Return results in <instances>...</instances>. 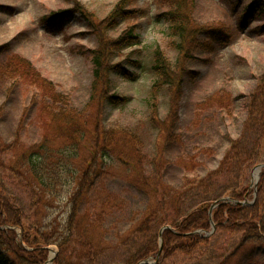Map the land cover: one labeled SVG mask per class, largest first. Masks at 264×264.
Segmentation results:
<instances>
[{"label":"trees","instance_id":"16d2710c","mask_svg":"<svg viewBox=\"0 0 264 264\" xmlns=\"http://www.w3.org/2000/svg\"><path fill=\"white\" fill-rule=\"evenodd\" d=\"M169 1L172 2L169 8L160 12L158 18L168 23L167 33L175 37L178 50L184 48V43L195 41V33L204 29L218 34L220 41H231L221 26L209 29L194 26L193 9H190L188 0ZM257 10L264 12L261 0H252L243 8L239 18L241 28L251 22ZM71 11H58L46 20L54 25L59 24ZM136 11V8H125L117 3L104 18L91 23L97 45L88 50L93 77L90 97L84 109L77 108L69 94L59 90L30 59L11 52L8 44H0V84L7 80H11V83L25 80L35 89L31 103L36 107L35 120L41 129L40 139L29 144L22 141L21 120L12 140L6 141L0 134V177L1 173L7 174L28 187L36 213L34 221H23L24 209L17 197L5 193L0 178V264H43L48 257L47 246L51 244L58 247L51 264H77L68 253L73 231L89 248H81L84 255L89 256L92 248L99 249L101 238H94L96 228H100L104 214L119 205L121 200L107 192L105 202L99 205L95 202L94 216L88 210L80 214L79 207L88 198L95 182L119 171L141 181L153 202L132 224L139 234L145 236L144 241L117 264H138L155 257L159 237L154 226L159 221L171 228L162 233V249L155 264L175 254L192 255L207 245L213 233L219 230L239 234V240L216 264L251 262L259 245L264 247V166L260 171L255 197L248 183L240 189L229 188V192L224 193L237 200L254 198L251 204L221 201L219 199L223 193L215 188L217 178L231 171L240 178L246 168L264 163V76L245 95L243 107L247 114L243 131L239 137L229 138V145L218 166L208 170L205 176L186 177L182 188L161 181V150L150 156L142 135L136 129L105 123L108 108L122 107L131 101V96L127 94L110 92V75L115 73L125 78L135 76L122 61L113 62V58L117 52L142 42L136 25L125 27L115 37L110 36L109 31L116 27L118 17L132 15ZM83 15L89 17L86 12ZM176 68L173 69L170 60L159 48L154 49L151 70L155 77L147 99L148 120L166 143L180 140L176 126L183 78L186 74L194 77L198 73L197 70H185L181 66ZM163 89H168L170 101L165 117H160L158 101ZM202 105L228 109L229 96L225 89H218ZM2 112L0 106V117ZM179 161L184 163L187 170H194L199 164L196 154L179 158ZM150 166L152 172L148 171ZM188 193H194L197 197L193 206L186 210L182 206ZM63 197L68 204L65 209L61 208V212L67 215L64 229L60 227L63 217L61 221L56 218L59 214L44 221V217L52 213L50 209ZM215 201L218 203L212 208L210 216L209 209ZM163 208H170L175 216L169 218ZM210 219L215 223L211 235L203 236L195 232L198 229L210 230ZM14 227L21 228V239Z\"/></svg>","mask_w":264,"mask_h":264},{"label":"rangeland","instance_id":"374dc122","mask_svg":"<svg viewBox=\"0 0 264 264\" xmlns=\"http://www.w3.org/2000/svg\"><path fill=\"white\" fill-rule=\"evenodd\" d=\"M188 1L190 9H193L194 26L207 29L221 26L231 41H220L218 34L204 29L195 33L196 43H184V48L178 50L175 37L167 33L168 23L158 18L160 12L169 8L172 3L169 0H0V44H8L11 52L30 59L59 90L69 94L77 108L84 109L90 97L93 77L88 50L97 45L91 23L104 18L117 3L125 8H136L134 14L118 17L116 27L109 31V35L115 37L125 27L136 25L142 42L117 52L113 58V62L122 61L135 76L110 75V92L127 94L131 101L122 107L108 108L105 123L136 129L142 135L150 156L160 149L163 157L160 180L182 188L186 177L205 176L208 170L215 169L229 145V138L240 136L247 114L243 107L245 95L264 76V12L257 10L251 22L243 28L239 23L243 8L252 0ZM61 10L72 11L59 24L46 20ZM84 12L90 18L83 15ZM156 48L170 60L174 70L181 66L198 72L194 77L186 74L183 78L176 126L179 141L164 142L163 136L148 120L147 99L155 77L151 66ZM218 89L226 90L229 108L202 105ZM33 93L35 89L25 80L17 83L7 80L0 84V106L3 108L0 134L4 140H12L20 120L23 143L40 139L41 129L35 120L36 107L31 103ZM169 101V91L163 89L158 101L160 117H165ZM193 154H196L199 164L194 170H187L179 158ZM254 166L246 168L240 178L234 171L217 178L215 188L222 191L221 197H225L224 193L227 194L229 188L240 189L247 183L250 186L254 180ZM148 171L152 172V166ZM127 175L119 171L95 182L88 198L81 202L80 214L88 210L94 216L95 202L98 205L105 202L107 192L121 200L119 205L104 214L94 235V238H101L99 249L92 248L89 256L81 251V248H89L83 245L77 232H72L68 253L77 264L123 262L144 241L145 236L139 234L132 224L153 199H149L141 181ZM0 178L5 193L17 197L24 209L23 221H34L36 213L29 188L7 174L1 173ZM250 189L253 190L252 187ZM196 197L194 193H188L182 208L190 209ZM66 206L67 199L63 197L50 209L52 213L44 217V221L59 214L56 218L61 221L63 217L60 227L64 229L67 215L61 212V208ZM163 209L169 218L175 216L170 208ZM161 225L160 221L156 223L154 230L159 231ZM15 230L20 237V227ZM238 240L239 234L215 231L209 243L192 255L175 254L162 259L160 264H216ZM51 247L58 250L56 244ZM241 264H264V247L259 245L254 259Z\"/></svg>","mask_w":264,"mask_h":264},{"label":"water","instance_id":"95a60500","mask_svg":"<svg viewBox=\"0 0 264 264\" xmlns=\"http://www.w3.org/2000/svg\"><path fill=\"white\" fill-rule=\"evenodd\" d=\"M262 165H264V164H259V165H256V166L254 167V170H257V176H256V179H255V182L252 183V184H255L256 181L258 180V178H259L260 167H261ZM235 202H236V203H244L245 201H237V200H236ZM212 206H213V205H212ZM165 228H170V226H163V227L161 228V230H160V232H159V236H160V245H161V235H162V231H163ZM213 230H214V225L212 224V230H211L209 233H211ZM160 249H161V246H160L159 250H160Z\"/></svg>","mask_w":264,"mask_h":264},{"label":"bare ground","instance_id":"6f19581e","mask_svg":"<svg viewBox=\"0 0 264 264\" xmlns=\"http://www.w3.org/2000/svg\"><path fill=\"white\" fill-rule=\"evenodd\" d=\"M253 175H254V179H255L256 178V170L254 171V174Z\"/></svg>","mask_w":264,"mask_h":264}]
</instances>
